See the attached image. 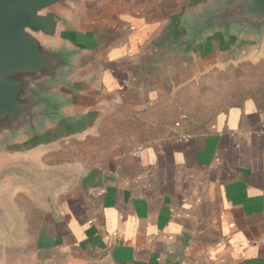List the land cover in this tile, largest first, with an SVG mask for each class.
<instances>
[{
  "label": "crops",
  "instance_id": "crops-1",
  "mask_svg": "<svg viewBox=\"0 0 264 264\" xmlns=\"http://www.w3.org/2000/svg\"><path fill=\"white\" fill-rule=\"evenodd\" d=\"M173 6L102 0L84 17L93 40L77 109L88 124L110 106L157 103L226 60L187 64L162 54ZM70 175L38 194L30 261L17 264H264V99H243L198 131Z\"/></svg>",
  "mask_w": 264,
  "mask_h": 264
},
{
  "label": "water",
  "instance_id": "water-1",
  "mask_svg": "<svg viewBox=\"0 0 264 264\" xmlns=\"http://www.w3.org/2000/svg\"><path fill=\"white\" fill-rule=\"evenodd\" d=\"M101 1L0 0V156L47 145L87 123L88 112L77 109L78 77L93 37L82 20ZM134 1L173 3L161 51L176 62L264 49V0ZM40 180L20 165L0 168V226L8 222L2 186L29 181L43 195L49 186Z\"/></svg>",
  "mask_w": 264,
  "mask_h": 264
},
{
  "label": "rangeland",
  "instance_id": "rangeland-1",
  "mask_svg": "<svg viewBox=\"0 0 264 264\" xmlns=\"http://www.w3.org/2000/svg\"><path fill=\"white\" fill-rule=\"evenodd\" d=\"M262 59L264 56L254 57L249 51L226 57L192 83L164 92V96H169L155 100H160L157 103L116 111L113 106L105 108L99 118L107 114L105 117L111 116L108 121L103 118L85 123L75 131L85 130L64 134L42 147L0 156V168L26 167L38 180L43 178L48 183L45 192H54L62 183L63 178L58 176L72 177V169L79 165L84 170L118 154L198 131L218 113L247 97L264 99V66H256ZM28 182L9 181L2 186V192L8 196L5 202L8 222L0 226V264L30 261L35 226L43 208L38 194L43 189ZM12 219L17 220L16 226L12 225Z\"/></svg>",
  "mask_w": 264,
  "mask_h": 264
},
{
  "label": "trees",
  "instance_id": "trees-1",
  "mask_svg": "<svg viewBox=\"0 0 264 264\" xmlns=\"http://www.w3.org/2000/svg\"><path fill=\"white\" fill-rule=\"evenodd\" d=\"M256 66H257V67L264 66V59L260 60V61L256 64ZM262 88H264V87H262ZM247 98L258 99L257 97H254V96H250V97H247ZM247 98H245V99H247ZM110 117H111V116H109V117H105V118L103 119V121H108V119H109Z\"/></svg>",
  "mask_w": 264,
  "mask_h": 264
},
{
  "label": "built area",
  "instance_id": "built-area-1",
  "mask_svg": "<svg viewBox=\"0 0 264 264\" xmlns=\"http://www.w3.org/2000/svg\"><path fill=\"white\" fill-rule=\"evenodd\" d=\"M137 154H138V152L135 153V155H137Z\"/></svg>",
  "mask_w": 264,
  "mask_h": 264
}]
</instances>
